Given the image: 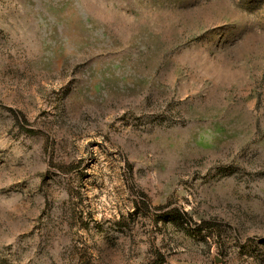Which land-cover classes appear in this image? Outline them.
Wrapping results in <instances>:
<instances>
[{
	"label": "rangeland",
	"instance_id": "1",
	"mask_svg": "<svg viewBox=\"0 0 264 264\" xmlns=\"http://www.w3.org/2000/svg\"><path fill=\"white\" fill-rule=\"evenodd\" d=\"M0 264H264V0H0Z\"/></svg>",
	"mask_w": 264,
	"mask_h": 264
}]
</instances>
